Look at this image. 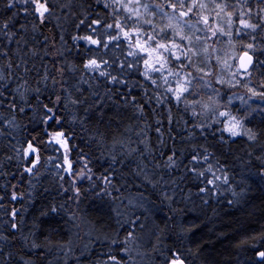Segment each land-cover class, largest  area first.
<instances>
[{
  "label": "trees",
  "instance_id": "1",
  "mask_svg": "<svg viewBox=\"0 0 264 264\" xmlns=\"http://www.w3.org/2000/svg\"><path fill=\"white\" fill-rule=\"evenodd\" d=\"M108 3L56 0L49 4L52 16L45 14L41 23L33 5L11 9L7 0H0V22L11 19L9 27L0 30V264H48L45 249L65 242L70 222L83 220L103 233L117 234L112 249L100 247L80 257L84 264L110 255L131 264L134 245L140 251L143 247L136 246L143 232L149 237L145 249L158 264H169L175 252L187 264H262L256 253L264 250V117L257 112L245 120L255 140L229 139L226 133L221 140L217 125L203 132L196 126L211 122V111L176 102L165 93L169 84H163L159 74L150 73L156 85L143 76L142 62L138 69L128 68L134 58L127 53L135 49L128 47L127 38L111 41L107 49L74 40L91 35L109 41L117 34L105 25L123 24L125 14L119 5L105 7ZM23 7L29 9L27 14ZM94 20L101 23L92 24V32L88 25ZM235 31V40L264 45L259 36L252 41ZM256 55L264 61V55ZM90 58L107 60L100 71L125 83L85 69ZM257 70L262 83L264 68ZM169 83L175 86L172 78ZM193 99L208 96L200 91L188 97ZM48 108L61 124L45 122L51 114ZM58 130L71 137L67 163L64 150L48 142L49 133ZM29 143L37 149L38 162L25 155ZM173 152L176 164L169 167L167 158ZM206 153L207 162L191 161L193 155L202 158ZM68 163L71 173L65 170ZM209 163L216 176H228L227 183L223 178L207 183L214 179L206 171ZM193 168L205 175H196ZM132 197L146 201L152 210L134 206Z\"/></svg>",
  "mask_w": 264,
  "mask_h": 264
},
{
  "label": "snow or ice",
  "instance_id": "2",
  "mask_svg": "<svg viewBox=\"0 0 264 264\" xmlns=\"http://www.w3.org/2000/svg\"><path fill=\"white\" fill-rule=\"evenodd\" d=\"M50 3L55 4L56 0H7V7L16 9L17 5L26 6L31 4L33 5V14H38V18L43 23L45 14L48 17H51L53 14L52 9L49 7ZM210 3L212 5L211 9H209V3L204 2V0H165L164 3H155V0H152L151 3L147 2V0L143 3L141 0H128V3H124V0H110V3L105 4V7L119 5L120 8L125 10L123 24L116 22L115 24L105 25L107 29H117V34L113 35L109 41H103L99 38L93 39L91 35L73 37V39L86 40L91 45L107 49L111 41H120L122 36L127 38L129 41L128 47L135 49V51L130 50L127 53L128 56L134 58V62L128 63L130 70L138 69L142 62L144 67L143 76L153 85H156L157 79H153L150 73L159 74L158 79L163 84H169V87L165 89V93H171L176 102L186 105H200L204 110L213 113L211 122L196 125L202 132L215 124L217 125V131L222 134L220 136L221 140L224 139L223 134L225 133L229 139L246 137L249 140H255L256 136L252 134L251 128L246 127L245 120H249L253 116V113L257 112L264 117V107H260L261 104H264V91L248 88L251 95L247 99L232 93L231 95H227L225 102L221 104V99L223 98L221 90L219 87H215L213 82L216 85L224 86L226 89H231L240 83L237 79L238 75L251 77L250 68L254 70L264 68V61H261L259 55H256L257 52L264 55V45L259 43L246 44L242 55L231 57V59L237 62L234 71L232 70L233 65L229 63V60L217 54L219 50L216 47V44L223 37L229 38V43H231L233 36L231 29L233 27H235V35L237 37L243 34V36L249 37L252 41H256L258 36L264 39V0H234V2L233 0H210ZM132 5H135V7ZM141 8L143 12L140 11ZM165 9L168 11H165ZM22 10L26 14L29 12L27 7H23ZM205 10H208L207 15L204 14ZM17 14L18 12L14 11L13 15ZM157 14L161 18H167V23L162 28L153 24L151 18H145V16L153 17ZM193 21L195 22L193 23ZM9 23H11V19L8 22H0V30L8 28ZM80 23L83 24L84 21ZM100 23V20H94L88 27L91 28L92 32H95L96 29L92 28V24ZM225 25L228 31H225ZM23 27L24 25H21V28ZM146 27L148 31H145ZM185 27L188 29V34L184 33ZM125 28L129 30L125 31ZM10 35H14V33H10ZM210 41L211 43H209ZM115 46L119 47L118 44ZM249 51L253 55H249ZM225 56H227V53H225ZM107 64V60L101 59L98 61L96 58H90L84 64V68L99 71L100 76L110 78V81L113 83H125V81L119 80L117 76L111 75L106 70L100 71L102 66ZM170 64L174 65L175 70L169 66ZM201 64L204 66L201 67ZM213 65L217 69L226 70L230 78L225 79L219 71H213ZM121 67H123V64ZM205 68L208 71H205ZM165 72L167 75H164ZM168 77H172L175 87L171 86ZM3 80L4 76L0 74V81ZM55 82L53 81V83ZM245 87H247V84H245ZM260 87L264 88V82L261 83ZM201 90L211 91L212 95L208 96L207 101L202 99L188 100V97L198 96ZM17 91L19 92L20 89L18 88ZM234 97L241 101L242 106L248 105V107L244 108L242 115L240 114V108L235 109L236 114L233 112L232 102ZM254 97L258 98V102L253 101ZM57 99L59 100V98ZM155 99L157 104L162 102L158 96ZM249 101L257 102V107L252 108ZM221 108L224 110H220ZM48 112L51 114L46 117V123L47 121H54L58 125L61 124V118L56 115L52 108H48ZM192 115L194 117L197 115L194 109ZM49 136L50 140L48 142L50 144L58 145L59 148L57 150H64V159L67 163L68 140L71 137L66 136L64 131L59 130L50 132ZM36 153L37 149L29 143L25 149V155H32L35 161L38 162L39 156ZM209 155L206 153L201 158L196 154L191 157V161L199 163L202 159L204 162H207ZM174 157V152L168 156L169 167L176 164ZM113 162H115L114 157ZM34 167L35 163H32V167L27 168L26 171L31 173ZM65 170H71L70 163H68V168ZM191 171L201 177L205 175L204 171H197L195 168L191 169ZM206 171L214 176V179L207 181L208 184L213 185L221 178H223L225 183L228 182L227 175L221 177L213 173L212 164H208ZM217 171H223V169L218 168ZM83 175L84 173L82 172L81 176ZM262 178H264V174H262ZM105 179L108 180V177H105ZM76 191L78 192L79 189H76ZM201 191H207V189H201ZM17 198V195L13 193L12 199L15 200ZM52 211L55 212L56 209L53 208ZM12 215H16L15 210L12 212ZM12 227L15 228L17 225L14 223ZM131 235L129 233V237ZM129 237H125V241ZM122 250L125 253L129 252L127 247H124ZM256 255L262 264H264V250H257ZM128 259L130 260L131 257L129 256ZM110 261L114 262V264H127V261H122L112 255L108 259L100 261L99 264H109ZM169 264H185V260L181 258L180 253L175 252L172 258L169 259Z\"/></svg>",
  "mask_w": 264,
  "mask_h": 264
},
{
  "label": "rangeland",
  "instance_id": "3",
  "mask_svg": "<svg viewBox=\"0 0 264 264\" xmlns=\"http://www.w3.org/2000/svg\"><path fill=\"white\" fill-rule=\"evenodd\" d=\"M141 2L143 3L145 2V0H141ZM147 2L151 3L152 0H147ZM164 2L165 0H155V3H164ZM204 2L209 3V9H211L212 5L210 3V0H204ZM124 3H128V0H124ZM132 6L135 7V5H132ZM122 10L124 11V14H125V10L124 9ZM140 11L143 12V9L141 8ZM165 11H168V10L165 9ZM204 14L207 15L208 10H205ZM145 18H151L153 20V24L160 25L162 27H164V25L167 23V18L166 17L161 18L159 14L153 17L145 16ZM194 22L195 21H193V23ZM221 23H223V21H221ZM234 30H235V27L231 29L232 33L234 32ZM225 31H228V28L226 25H225ZM184 33L188 34V29L186 27L184 28ZM209 43H211V41ZM246 44L248 43H246L245 41H242L239 39L235 40L233 36L231 38V43H229V38L223 37L220 39V42L216 44V47L219 50L217 54L221 55L222 58H227L229 60V63L233 65L232 70L234 71L237 62L236 60L231 59V57L239 56V54L243 50H245L244 46ZM225 53H227V56H225ZM201 59H203V57H201ZM200 66L203 67L204 65L201 64ZM205 71H208V69L205 68ZM213 71H219V73L222 74L225 79L230 78L226 70L217 69L215 65H213ZM257 73H258L257 69L255 71L252 69L251 77L247 75H238L237 79L240 81V83L236 84V86L231 89H226L224 86L216 85L215 82H213L214 86L219 87L221 90L222 97H223L221 99V104L225 102L226 96L231 95L232 93H235L236 96H243L245 99H247V97L251 95V93L248 91V88H255L258 91H262L259 89V85L261 83H259L256 79ZM164 75H167V73L165 72ZM170 78L172 77H168V79ZM245 84H247V87H245ZM201 91L205 92L207 96L212 95L210 90H201ZM202 100L207 101V99H202ZM253 101L258 102V98L254 97ZM253 101H249V104L251 106L254 104L257 107V102H253ZM232 103H233V106L236 105V108H243V107L248 106V105L242 106L241 101H239L235 97L233 98ZM263 105L264 104H261L260 107H262ZM200 108L203 109L201 106ZM222 109L223 108H221V110ZM262 160H263L262 162H264V157L262 158ZM130 201H131L130 203L133 204L134 206H141L140 208L142 209V211L144 212L150 211L151 207H148L149 204L146 201L140 200L138 197L136 198L132 197ZM132 210L136 211L138 209L133 208ZM127 211L130 212L129 210ZM67 229H68L67 239L65 240V242L57 243L56 245L49 247L48 249H45V254L50 255L48 264H84V261H80V257H83V255H85L86 252H91V250L93 251L94 248L96 250L97 248H100V247L112 249L114 247L113 241L117 240L115 238L117 235L116 233H114L113 235L109 233L108 231L103 233L99 231L97 227H94L91 224H89V222H87L86 220L80 221L79 223L70 222V225L68 226ZM146 238H149V237L146 233L143 232L142 236L139 238V241L136 243L137 247L140 248L142 245L143 247L141 248V251H140L137 248H135V245H134L133 248L136 253V259L133 260L132 258L131 262L129 263L131 264H158L157 258L155 257L153 261L152 259L153 256L150 257L151 254L145 249L144 241L146 240ZM123 242L125 241H121L120 244L122 245ZM144 249L146 250V252L144 251ZM136 250L140 251V253H138ZM99 251L100 250L98 249L95 253L98 254ZM140 259L142 260V263H140ZM103 260H106V259L102 258L101 260L97 261L95 264H99V262Z\"/></svg>",
  "mask_w": 264,
  "mask_h": 264
},
{
  "label": "water",
  "instance_id": "4",
  "mask_svg": "<svg viewBox=\"0 0 264 264\" xmlns=\"http://www.w3.org/2000/svg\"><path fill=\"white\" fill-rule=\"evenodd\" d=\"M242 54H243V52L240 53V55H242ZM249 55H253V54L249 52ZM254 59H255V57H254ZM263 174H264V172H263ZM258 259H259V258H258ZM259 260H260V259H259ZM185 264H187V263H185Z\"/></svg>",
  "mask_w": 264,
  "mask_h": 264
},
{
  "label": "flooded vegetation",
  "instance_id": "5",
  "mask_svg": "<svg viewBox=\"0 0 264 264\" xmlns=\"http://www.w3.org/2000/svg\"><path fill=\"white\" fill-rule=\"evenodd\" d=\"M94 249H95V248H94ZM94 249H93V250H94ZM91 252H92V250H91Z\"/></svg>",
  "mask_w": 264,
  "mask_h": 264
}]
</instances>
